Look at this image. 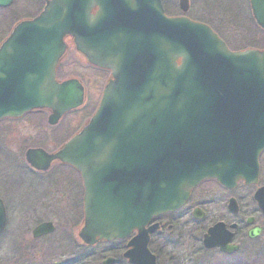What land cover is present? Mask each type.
I'll return each instance as SVG.
<instances>
[{"label": "water", "instance_id": "water-1", "mask_svg": "<svg viewBox=\"0 0 264 264\" xmlns=\"http://www.w3.org/2000/svg\"><path fill=\"white\" fill-rule=\"evenodd\" d=\"M12 1L0 0V7ZM188 2L178 0L183 13ZM249 4L264 29V0ZM65 37L111 79L80 132L54 154L28 150L26 162L45 171L58 161L79 172L83 244L124 240L136 232L123 258L155 264L147 248L158 230L157 224L147 227L153 218L181 208L205 180L229 190L240 181L257 184L264 150V51L230 52L207 26L165 16L160 0H48L37 17L17 24L0 45V120L47 110L54 125L81 107L79 81H55ZM253 199L264 214V187ZM227 209L237 213L233 199ZM192 216L201 219L199 210ZM4 227L0 201V233ZM53 230L45 223L32 235ZM258 233L252 229L248 238ZM231 237L217 223L202 245L231 254Z\"/></svg>", "mask_w": 264, "mask_h": 264}, {"label": "flooded vegetation", "instance_id": "flooded-vegetation-1", "mask_svg": "<svg viewBox=\"0 0 264 264\" xmlns=\"http://www.w3.org/2000/svg\"><path fill=\"white\" fill-rule=\"evenodd\" d=\"M161 2L162 5L166 3L165 0H161ZM248 3L249 0H241L239 6H237L236 2L231 0L233 9L240 8L241 5H244L243 7H247L249 11ZM229 5L230 2L227 1L228 9ZM42 7L37 9L38 13L41 11ZM190 7L191 0L189 1V9ZM96 11L97 8H93L91 10V14L94 15ZM175 16H181V14L179 13ZM185 16L192 21L207 25L232 52L246 50L264 51V30L256 24L255 20L251 17L250 11L249 18H243L239 21V32L237 35L226 30L225 27L221 26L214 20L188 15V12L185 14ZM67 42L68 46L66 54L56 68V81L58 82L70 79L69 77H66L62 70V65L66 60L68 52L70 48H73L71 40L68 39ZM77 55L79 56V60L85 70V75H81V77L78 78L85 89L86 97L85 104L83 106L85 111H88L89 106L91 105V93L89 87L93 89L98 88L99 91V96L97 100H95V105L92 107L93 110L91 113H87L88 115L83 122L84 124L96 109L101 97V93L105 85L110 80V72L90 65L84 56L80 54ZM48 117L49 112L47 111H35L25 114L18 119H3L0 121V163L2 164L3 169L5 168L6 170L7 167L9 168L10 171L8 170V172L10 174L13 172V174H11L12 176L9 177L10 179L7 178V176L4 178V183L6 182L10 189H15L18 193V197L16 199L18 201V206H20V212H18V214L23 216L28 214L30 217L37 218L36 222L33 223L34 226L30 230V237L25 239V241H23L22 237H18V232H16L17 229L14 228V236L12 235L14 238L12 244L14 245V250H16L17 253L22 250L24 246L25 249L32 247L31 249L33 251L38 249L42 251L62 250L63 253L72 252V254L68 253V256H72L74 259L64 264H84L86 255H83L84 253L81 254L82 250H94L100 246H103V243H98L94 246L88 247L78 239V233L83 223V186L79 173L72 167L62 164L58 161L52 162L47 170L38 171L30 167V165H28L25 160V154L28 150L41 149L47 154L55 153L82 127L81 125L76 128L78 125L71 126L69 122H64L65 116L58 120L56 124L50 125L48 123ZM22 123H26L27 127L32 130L33 133L27 134L23 136V138L16 137V139H10V137H12V132H15V130H13L14 127L19 126ZM71 128L73 129L71 133H69ZM16 140H19V145L13 149L10 146L11 143H15ZM10 154L19 155L20 157H17L18 162L14 161L12 155L10 156ZM263 154L264 151L261 153L260 157ZM260 157L258 181L256 185L248 186L243 182H240L237 184L235 189L227 190L213 180L204 181L200 183L194 190H192L188 201L179 211L162 215L151 221V224L156 223L159 227L157 232L150 235V241L148 244V249L155 257L156 264H159L160 256L162 255L161 253L164 248L176 246V244L170 243L168 239L171 238L175 230L179 231V222H181L183 218L189 217L190 222L196 224L207 219L208 203L204 202L203 200L206 197V194L202 192V189L209 183L217 185L226 194V201L224 204L227 213V215H225L222 219L212 222L209 227L217 223H222L226 230H228L232 235L228 246L232 247L234 251L231 254H227L218 248L210 250L204 249L201 242V237L199 243L195 245L197 254L201 256L209 255L210 259L208 263L222 259L229 260L230 262V260L236 259L237 264H245L246 259H248V257H250L255 252L254 250V252L252 251V253L246 254L245 247L247 244L254 242L264 235V214L258 207L256 201L253 199L254 193L259 188L264 187V165L262 162H260ZM18 171H21L19 175H17ZM240 189L249 190L248 199L253 205L255 212H244V210L241 208L238 198L233 194L236 190ZM230 199H233L236 203L237 213L235 214L230 213L227 209V204ZM0 201L5 214V227L0 233V239L5 238L3 242H0L2 246L6 242L5 236L7 229L12 226L10 223L14 221V218H17L18 220L19 217L17 215L15 217L10 211V208H14L13 206L16 204H13L9 198L0 195ZM195 209L200 210L201 220L195 221L192 218V212ZM70 213L75 214L73 217L75 216L77 219L76 238L78 240H76L75 243L70 242L69 234L61 232L59 233L58 238H56L53 242H49V238L54 236L56 234L55 231L58 230V226L56 228V225H54L55 222L53 218H57L61 222L64 221V223H67V215ZM40 218L42 220H40ZM45 223L52 225L54 229L52 233L34 238L32 235L34 229ZM231 226L235 227L232 229ZM209 227L207 226L205 232ZM252 229L258 230L259 233L256 235V237L249 239L248 233ZM133 236L134 233L128 237V240ZM38 245L39 248L37 247ZM109 245L115 247L114 250H104V254L108 255L104 259L102 257L103 252L100 251V254H98V256L95 258L97 263L104 264L107 259H111L113 260L112 264H129L128 261L123 258L126 244L121 245L119 243L111 242ZM96 254L97 253L95 251L94 255ZM254 254L253 258L258 256L257 254ZM94 255L91 256L93 257ZM261 256H263V254H261Z\"/></svg>", "mask_w": 264, "mask_h": 264}, {"label": "rangeland", "instance_id": "rangeland-1", "mask_svg": "<svg viewBox=\"0 0 264 264\" xmlns=\"http://www.w3.org/2000/svg\"><path fill=\"white\" fill-rule=\"evenodd\" d=\"M42 1L43 0H16L14 5L7 9V11H0V41L5 36L6 31H8V25L11 24V21H23L34 17V13L37 11ZM165 1L170 6L176 4V0ZM227 1L230 2L229 9L227 8ZM234 2H236V5L239 6L241 0H234ZM243 6L241 5L240 8L233 9L231 0H191V7L188 11V15L214 20L221 26L225 27L226 30L237 35L239 32V21L243 18H249V11L247 7L245 8ZM62 66V70L66 77L80 78L81 75H85V70L79 60V56L73 48H70L66 60ZM89 89L91 93V105L89 106L88 111L83 112V110H80L73 113H68L64 118V122L67 121L71 124V126H76L83 120L84 113H91L93 110L92 107L95 105V100H97L99 96V91L98 88L93 89L89 87ZM81 124L82 123L76 126V128ZM73 128L69 130V133H71ZM13 130H15V132H12V137H10V139H16V137L23 138V136L33 133V131L27 127L26 123H22L19 126L14 127ZM18 145L19 140H16L15 143H11L10 147L15 149L18 147ZM11 155L14 161H17V157H20L19 155L10 154V156ZM260 162H262L264 165V154L260 157ZM8 170V167L6 170L5 168L3 169L2 164L0 163V195L9 198L13 204H16L13 206V210L10 208V211L15 217L17 215L19 218L18 220L17 218H14V221L10 223L12 226L10 225L11 227L7 229L5 236L6 242L2 246L0 244V264H64L72 261L74 257L68 256V253L72 254V252L63 253L62 250L42 251L37 249L36 251H33L31 249L32 247L25 249V246L18 253L16 250H14L15 248L12 244L14 238V228L17 229L16 232H18V237H22L23 241H25V239L30 237V230L34 226L33 223L36 222L37 218L30 217L28 214H25V216L18 214V212H20V206H18V201L16 200L18 193L15 189H10L6 182L4 183V178H6V176L9 178L12 176L11 174H13V172L10 174ZM20 172L21 171H18L17 175H19ZM248 191L249 190L240 189L236 190L233 194L238 198L241 208L244 210V212H255L253 205L249 202ZM202 192L206 194V197L203 199L204 202L208 203L207 219L196 224L191 223L189 217L183 218L181 222H179V231L175 230L171 238L168 239L170 243H174L176 246L164 248L162 250L159 264H237L236 259L230 260V262L229 260L222 259L208 263L210 259L209 255L201 256L197 254L195 245L199 243V240L205 233L207 226L209 227L212 222L218 221L227 215L224 204L226 201V194L221 188L213 183H209L203 187ZM73 215L75 214L70 213L67 215V223H64V221L61 222L57 218H53L55 222L53 223L56 225V228L58 226V230L60 228V232L56 230V234L49 238V242H53L56 238H58V235L61 232L69 234L70 242L75 243L76 240H78L76 238L77 219L75 216L73 217ZM40 220L42 219L40 218ZM4 240L5 238H2L0 239V242H3ZM37 247L39 248V245ZM114 248L115 247H112V245H103L94 250H82L81 254L84 253L83 255H86L84 264H99L95 261V258L98 256V254H100L99 252H103L102 257L104 259L108 256L104 254V250L111 251L114 250ZM95 251L97 253L96 255H94ZM252 251L255 253H253L254 255L257 254L258 256L253 258L252 254L250 257H248V259H246L245 264H264V235L254 242L247 244L245 247L246 254L252 253ZM261 254H263V256H261ZM91 255L94 256L92 257Z\"/></svg>", "mask_w": 264, "mask_h": 264}, {"label": "trees", "instance_id": "trees-1", "mask_svg": "<svg viewBox=\"0 0 264 264\" xmlns=\"http://www.w3.org/2000/svg\"><path fill=\"white\" fill-rule=\"evenodd\" d=\"M164 10L167 15H175L178 13L177 7L175 5L170 6L168 3L164 4ZM119 244L123 245V242H119Z\"/></svg>", "mask_w": 264, "mask_h": 264}, {"label": "bare ground", "instance_id": "bare-ground-1", "mask_svg": "<svg viewBox=\"0 0 264 264\" xmlns=\"http://www.w3.org/2000/svg\"><path fill=\"white\" fill-rule=\"evenodd\" d=\"M50 114H51V113L49 112V116H50Z\"/></svg>", "mask_w": 264, "mask_h": 264}]
</instances>
